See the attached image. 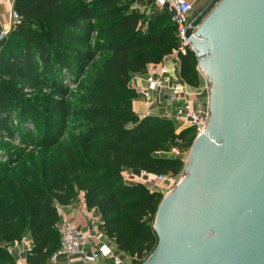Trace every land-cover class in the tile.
Masks as SVG:
<instances>
[{
    "label": "trees",
    "instance_id": "trees-1",
    "mask_svg": "<svg viewBox=\"0 0 264 264\" xmlns=\"http://www.w3.org/2000/svg\"><path fill=\"white\" fill-rule=\"evenodd\" d=\"M13 11L20 21L0 40V132L52 154L22 168L23 155L0 145V156L9 159L0 162V264H14L1 245L26 236L27 264H47L60 244L57 206L73 204L80 194L86 209L99 214V230L142 264L158 242L153 225L162 195L126 185L123 173L176 177L184 160L158 154L189 151L195 139L191 128L176 134L169 120L136 115L138 96L128 87L132 75L178 51L171 13L153 0H13ZM94 33L101 39L92 49L72 48L89 45ZM178 61L179 78L199 88L194 53L178 54ZM95 65V75L83 78ZM64 71L75 77V100L66 99ZM42 88L51 93L45 111L20 99L25 90ZM15 111L17 126L10 123ZM39 120L37 135L24 129Z\"/></svg>",
    "mask_w": 264,
    "mask_h": 264
},
{
    "label": "water",
    "instance_id": "water-1",
    "mask_svg": "<svg viewBox=\"0 0 264 264\" xmlns=\"http://www.w3.org/2000/svg\"><path fill=\"white\" fill-rule=\"evenodd\" d=\"M186 37L210 116L142 264H264V0H210Z\"/></svg>",
    "mask_w": 264,
    "mask_h": 264
},
{
    "label": "built area",
    "instance_id": "built-area-1",
    "mask_svg": "<svg viewBox=\"0 0 264 264\" xmlns=\"http://www.w3.org/2000/svg\"><path fill=\"white\" fill-rule=\"evenodd\" d=\"M153 2L158 10L163 8L169 10L176 28L178 51L166 58L174 57L178 61V54L185 55L189 51L194 53L186 37L194 2L189 0H153ZM19 21V14L12 11L10 27L14 28ZM195 30L193 29V32ZM5 36L6 32L1 31L0 40ZM173 68L176 69V66L166 61L148 65L144 73L131 76L128 87L136 93L138 99L143 101L146 108L145 116H159L184 129L191 128L195 132V137L200 136L204 134L205 125L210 116L208 85L204 79L203 88L190 87L179 78V71L173 72ZM164 102H168L173 109L155 114L156 106ZM183 177V171L176 177L158 176L146 172L136 174L132 171H125L123 173V181L126 185L139 183L146 186L148 190L162 193L164 196L171 193ZM57 211L60 217L57 225L60 244L58 251L49 259L52 264H59L61 258H76L81 264H93L100 259L111 258L114 264H122V260L106 244L107 237L99 230L100 220L90 218L91 227L83 231L63 216L61 206H57ZM1 247L6 249L13 258L14 264H27V256L31 249L29 238L4 243Z\"/></svg>",
    "mask_w": 264,
    "mask_h": 264
},
{
    "label": "rangeland",
    "instance_id": "rangeland-1",
    "mask_svg": "<svg viewBox=\"0 0 264 264\" xmlns=\"http://www.w3.org/2000/svg\"><path fill=\"white\" fill-rule=\"evenodd\" d=\"M130 1V0H126ZM206 0H199L196 2V4L193 7V16L197 15L202 8L206 5ZM133 9H138L140 12H145L150 14L151 10L146 9L144 6H138L137 4L133 5ZM12 29V28H11ZM101 37L97 34L94 33L91 36L90 44L89 45H72V48L74 50H89L92 49L94 44L99 41ZM103 55L98 54L96 57V60L99 62L100 59H102ZM165 60V59H163ZM162 60V61H163ZM97 65L91 66L86 72L83 78H91L93 75H95V71ZM61 81L64 84L65 88H67L68 91V97L66 98L67 100H75V97L77 94H79V88L77 83H75V77L72 75L70 76L68 73L65 71L62 72L61 75ZM38 95V96H37ZM37 96V100H36ZM50 96V97H48ZM20 98V97H19ZM51 98V93L48 89L42 88L38 89L37 91H24V97H21L20 99L24 100L26 103L33 104V106H37L41 112L45 111V108L48 106L47 101ZM57 98V97H55ZM19 114L17 111H15L11 115L10 123L13 126H17L19 124L18 121ZM172 126L175 130V133L178 134L182 130H184L183 127L179 125H175L172 123ZM42 125V120H39L37 122H27L24 124V129L27 131L31 132L32 135H37L38 134V128ZM20 138V137H19ZM19 138L16 136V139H10L5 135L4 133L0 132V145L2 150H7L8 153H16V154H21L23 155V163L20 165L22 168H29L33 164H40L46 156H50L52 153L48 152H42L40 153V150L32 146L31 140L29 141V144L27 145H22L21 142L19 141ZM4 152V151H3ZM6 154V153H5ZM189 151H184L183 153L178 152L177 150H172L167 153H160L158 154L159 157H164V158H173L176 156H180L184 160V164L186 163L187 157H188ZM15 156V155H14ZM8 155H3L1 154L0 156V162H9L7 159ZM14 166V165H13ZM12 167V165H11ZM162 198L163 194L161 193ZM78 200V197L76 198L75 202ZM101 223V221H100Z\"/></svg>",
    "mask_w": 264,
    "mask_h": 264
},
{
    "label": "crops",
    "instance_id": "crops-1",
    "mask_svg": "<svg viewBox=\"0 0 264 264\" xmlns=\"http://www.w3.org/2000/svg\"><path fill=\"white\" fill-rule=\"evenodd\" d=\"M194 2V5L199 0H189ZM210 0H206L208 2ZM13 11V0H0V27L2 31H5L6 34L9 33L11 30V23H10V13ZM170 63L172 66H176V69L173 72L179 71V61H177L174 57L166 58L162 62ZM179 75V74H178ZM205 83L204 77L199 74V88H203ZM133 111L138 116H145L146 108L141 99H136L132 103ZM173 106H171L168 102H164L156 106L155 114H159L165 110L169 111L172 110ZM63 216L74 222L81 230L85 231L88 230L90 225V218L95 219L96 221L100 220L99 214L95 210H87L83 195L80 194L78 196V200L69 206H61ZM62 216V217H63ZM29 238V236H26ZM30 239V238H29ZM31 240V239H30ZM106 244L110 247V249L116 254L121 260L122 264H132L131 259L128 255L120 252L116 244L106 238ZM96 245V244H95ZM47 264H52L50 260H48ZM59 264H81L76 258H61L59 260ZM93 264H114L111 258H104L96 261Z\"/></svg>",
    "mask_w": 264,
    "mask_h": 264
},
{
    "label": "flooded vegetation",
    "instance_id": "flooded-vegetation-1",
    "mask_svg": "<svg viewBox=\"0 0 264 264\" xmlns=\"http://www.w3.org/2000/svg\"><path fill=\"white\" fill-rule=\"evenodd\" d=\"M193 7H194V6H193ZM191 16L193 17V9H192V12H191ZM192 17H191V18H192Z\"/></svg>",
    "mask_w": 264,
    "mask_h": 264
}]
</instances>
